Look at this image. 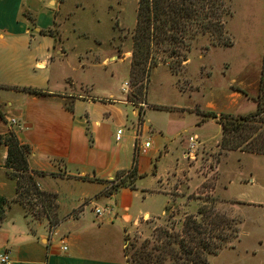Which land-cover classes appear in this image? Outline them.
Segmentation results:
<instances>
[{"label":"crops","instance_id":"1","mask_svg":"<svg viewBox=\"0 0 264 264\" xmlns=\"http://www.w3.org/2000/svg\"><path fill=\"white\" fill-rule=\"evenodd\" d=\"M50 2L0 0V138L11 132L20 145L28 147V173L35 177L40 191L54 196L57 222L50 226L45 217L30 222L18 209L9 208L0 222V253H8L10 264H126L123 239L142 219L151 217V206L145 202L162 198L163 216L172 201L158 186L174 168L161 169L156 158L166 156L169 144L186 131L183 115L200 116L188 127L193 129L208 122L218 124L205 116L207 112L217 117L247 115L256 108L252 95L256 96L258 88L247 95L226 86L228 92L217 90L206 101V111L198 104L149 105L144 97L133 103L126 97L101 99L71 94L64 84L73 88L76 81L62 71L64 67L73 71L71 50L65 48L66 40L41 31L53 23L52 13L41 11ZM80 61L76 68L82 67ZM118 105L132 107V118L126 121V108ZM174 111L179 118L169 116L165 123L146 118L150 112L171 115ZM8 119L16 124L10 125ZM118 129L122 134L116 141ZM148 134L155 147L149 143L145 153H137L136 146L147 141ZM6 156L7 147L0 140V197L10 200L15 182L8 176L12 170L5 167ZM131 171L133 175L126 178ZM117 181L123 184L111 189ZM235 182L242 187L238 193L221 198L250 209L252 215L246 219L252 231L234 248L224 249L215 257L227 253L222 264L227 260L230 264H264V193L255 189V199L243 201L244 191L264 185L251 173L246 180ZM89 198H106L107 203L104 200L102 207L93 209L108 208L109 212L98 217L93 210L95 220L88 219L82 203ZM63 201H67L65 208Z\"/></svg>","mask_w":264,"mask_h":264},{"label":"rangeland","instance_id":"2","mask_svg":"<svg viewBox=\"0 0 264 264\" xmlns=\"http://www.w3.org/2000/svg\"><path fill=\"white\" fill-rule=\"evenodd\" d=\"M45 1L42 0V3ZM137 2L138 0H51L46 4V9L41 10L45 14L51 12L53 20L51 27L41 31L54 39L66 40L65 48L71 50L69 60L73 62V71L66 67L62 70L76 81L73 88L64 84L69 93L83 96L87 94L101 99L108 98L109 95L115 99L126 97L136 103L144 97L149 105L184 107L198 104L206 111V101L212 99L211 96H215L217 90L224 89L228 92L226 86L233 90L239 88L247 95L258 88L256 96H252L256 103L261 104L263 111L255 120L258 117L264 118V93L259 90V86L264 89V0H225L224 9L228 14L221 19L224 34L219 39L220 43L214 31L212 35L194 34L190 41L186 40L188 46L185 50L179 46L180 56L177 58H169V51L164 47L151 45L152 59L148 60L156 61L157 65L151 69L144 84L143 96L138 91L145 78L139 75L129 79ZM49 8L53 10L49 11ZM32 21L31 19L30 22ZM226 41L231 44L224 46ZM182 55L186 56V61L180 66ZM77 60H81L82 67L76 68L79 65ZM118 107L122 110L126 108V121L132 118V107ZM195 109L198 112V108ZM175 113L177 111L171 115L150 112L146 118L153 123H165L169 116L179 118ZM194 117L201 119L199 115H183L186 131L169 144L166 156L156 158L157 166L161 169L174 168L158 186L160 191L171 196L172 201L165 207L163 216L160 215L164 205L162 198L161 201H146L151 206V217L146 216L126 235V244L152 237L155 228L171 225L179 230L186 215H195L197 220L200 219L197 215L200 208L209 211L211 217L218 214L220 226H230V229H225L230 234L227 242L218 253L234 248L246 233L252 231L251 223L246 219V216L252 215L250 209L223 198L234 197L238 189L242 188L235 182L236 179L246 180L249 173L264 185V157L241 156L240 149H222L220 125L208 122L200 129L188 128ZM247 124L252 129L254 127L251 139L255 138L257 142L264 140V123ZM248 129L246 127L243 130L242 136L249 134ZM189 137L197 138L200 144L196 146L193 157L184 158L182 154L187 148ZM146 138L154 148L155 142L151 135L148 134ZM240 147L243 148L244 143ZM8 176L16 183L24 182L22 175L12 171L8 172ZM255 189L264 193V188L253 185L250 190L244 191L243 201H248L250 197L255 199ZM21 195L15 192L13 198L6 199L4 216L5 211L12 207L28 217L30 222L42 220L45 214L56 219V205L52 197H36L32 189L27 196L19 197ZM104 200L107 203L106 198H89L82 203L83 208L81 205L77 207L83 209L88 219L95 220L93 208L102 207ZM62 204V208H65L67 201ZM223 220L227 222L223 223ZM226 254L209 256L208 264H222ZM225 263L230 264V260Z\"/></svg>","mask_w":264,"mask_h":264},{"label":"trees","instance_id":"3","mask_svg":"<svg viewBox=\"0 0 264 264\" xmlns=\"http://www.w3.org/2000/svg\"><path fill=\"white\" fill-rule=\"evenodd\" d=\"M224 2L225 0H138L135 27L132 34L129 79L139 75L143 79L145 78L143 85L140 86L141 88L139 87V95L143 96L144 84L148 80L151 69L157 65L156 61L148 60L149 58L152 59L151 45L162 46L163 49L169 51V58H177L180 56L178 53L179 46L185 50L188 46L186 40L190 41L194 34L212 35L214 31L217 33L220 43L219 39L224 34L221 19L228 14L224 9ZM230 44V41H226L224 46ZM180 58L179 65L181 66L186 61V56L182 55ZM259 90L264 93V89L260 86ZM27 91L31 94L39 93L38 90ZM260 106L261 104L257 102L256 110L244 117L224 114L217 117L211 112L205 114L208 118L216 119L221 127L220 146L222 149L234 148L240 149L244 153L264 155V140L257 142V139H251L254 127L252 129V127L247 126L249 122L264 123L263 117H258V120H255L263 111ZM246 127L249 128V134L244 137L242 133ZM0 140L7 147L5 167L10 168L15 174L22 175L21 178L24 181L23 183H16L15 181L16 194H22L19 197L27 196L32 189L36 197L47 198L49 195L54 198L53 195L40 191L34 180L35 177L28 173L26 165L28 147L20 145L11 132ZM233 141L235 143H232ZM243 143L244 147L241 148L240 145ZM122 173L117 174L116 178ZM132 175L133 172L131 171L126 178ZM121 184L123 181H117L111 189H116ZM5 205L6 199L0 197V222L4 218ZM197 215L200 217L199 220L196 219L195 215H186L179 230H175L171 225L170 227L155 228L152 237L141 241L133 240L126 244L128 237L124 236L123 255L125 263L208 264V257L215 256L227 242L230 234L228 235L225 229H230V226H220L218 214L211 217V213L205 208L198 209ZM44 216L48 219L50 226L57 222L56 219H52L46 214ZM223 221H225L223 223L227 222L226 220Z\"/></svg>","mask_w":264,"mask_h":264},{"label":"built area","instance_id":"4","mask_svg":"<svg viewBox=\"0 0 264 264\" xmlns=\"http://www.w3.org/2000/svg\"><path fill=\"white\" fill-rule=\"evenodd\" d=\"M126 85V84H125ZM8 123L12 126H14L16 124V121L14 119H8ZM122 134L121 129H118L115 133V140L118 141L120 139V136ZM187 148L185 150V152H183V157L184 158H188V157H193L194 156V151L196 146H198L200 143L197 141V139L195 137H189L187 140ZM149 146V142L145 141L142 144H138L136 147V152L139 154H143L146 152V149ZM109 209L108 208H95L94 209V214L96 216H101L103 213H108ZM63 250H66L65 247L62 248ZM0 264H10V257L8 255V253L6 252H2L0 253Z\"/></svg>","mask_w":264,"mask_h":264}]
</instances>
